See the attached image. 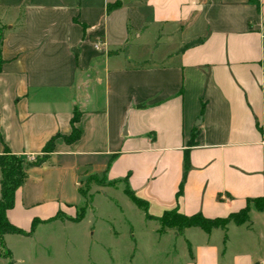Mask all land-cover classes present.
<instances>
[{"label": "crops", "instance_id": "1", "mask_svg": "<svg viewBox=\"0 0 264 264\" xmlns=\"http://www.w3.org/2000/svg\"><path fill=\"white\" fill-rule=\"evenodd\" d=\"M0 27V153L32 160L55 137L15 191L12 224H66L96 174L152 216L247 203L244 223L185 228V264H264L251 201L264 196V0H0ZM74 112L80 136L66 142Z\"/></svg>", "mask_w": 264, "mask_h": 264}, {"label": "rangeland", "instance_id": "2", "mask_svg": "<svg viewBox=\"0 0 264 264\" xmlns=\"http://www.w3.org/2000/svg\"><path fill=\"white\" fill-rule=\"evenodd\" d=\"M78 190L82 197L70 200V213L76 207L73 211L76 217L85 206L83 219L74 222L71 220L74 217H62L69 222L62 225L49 221L37 226L36 231L34 227L29 236L14 235L10 247L15 264L187 262L188 244L184 237L171 228L159 233L161 225L145 218L144 210L124 193L122 184L90 174L81 181Z\"/></svg>", "mask_w": 264, "mask_h": 264}, {"label": "trees", "instance_id": "3", "mask_svg": "<svg viewBox=\"0 0 264 264\" xmlns=\"http://www.w3.org/2000/svg\"><path fill=\"white\" fill-rule=\"evenodd\" d=\"M117 4L109 5V8H112ZM3 40V27H0V67L3 63L2 55H1V43ZM201 39H194L184 43L178 51H183V49L194 46L198 44ZM78 118V113L74 112L72 121V130L70 134L65 135L64 139L66 142H72L78 139L80 136L79 129L73 125ZM195 134L191 133L189 140L187 141V145H191L193 143V138ZM54 139L52 137L44 147V153L40 156L34 157V159L30 160L23 155L14 154L9 150H5L0 153V256L7 260L6 264H15V260L12 258V252L6 245L4 236L6 234H19L24 236H29L39 221L37 219H33L32 225L29 231H25L16 225L12 224L6 215L8 209L12 208L14 205V195L15 191L25 182L27 178V169L34 166H40L47 158L48 154L53 151L54 148ZM188 167V157L187 152L184 150L183 152V169L184 171ZM181 188H179L177 194L179 195ZM79 191V190H78ZM79 193H81L79 191ZM124 193L130 198V200L139 208L143 209L145 212V217L150 220L157 221L161 226L158 229L159 233L164 232L166 229H175L176 233L179 235L183 234V230L188 227H197L202 231L208 233L212 229H221L225 230L226 225L229 222H233L235 224H241L248 220L247 211L248 206L247 203L244 207L239 209L236 212L228 214L226 217H215L208 218L204 217L201 213H194L191 215H185L179 212L177 209H172L168 211H164L160 216H152L147 213V203L146 201L138 198L134 195L133 191H131L128 187H125ZM254 204V207L261 211L264 206V196L258 197L251 200ZM86 207H81L78 215L71 220L74 222H79L83 219L85 214ZM53 217L50 220H53ZM47 222V221H44Z\"/></svg>", "mask_w": 264, "mask_h": 264}, {"label": "built area", "instance_id": "4", "mask_svg": "<svg viewBox=\"0 0 264 264\" xmlns=\"http://www.w3.org/2000/svg\"><path fill=\"white\" fill-rule=\"evenodd\" d=\"M99 43V42H98Z\"/></svg>", "mask_w": 264, "mask_h": 264}]
</instances>
